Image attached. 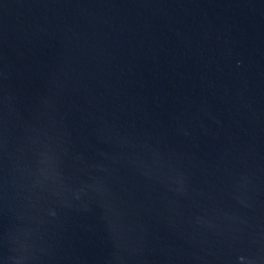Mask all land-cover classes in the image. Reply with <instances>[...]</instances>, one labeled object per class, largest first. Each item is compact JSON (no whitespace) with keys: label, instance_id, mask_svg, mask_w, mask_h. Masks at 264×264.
<instances>
[{"label":"water","instance_id":"obj_1","mask_svg":"<svg viewBox=\"0 0 264 264\" xmlns=\"http://www.w3.org/2000/svg\"><path fill=\"white\" fill-rule=\"evenodd\" d=\"M0 264H264V0H0Z\"/></svg>","mask_w":264,"mask_h":264}]
</instances>
